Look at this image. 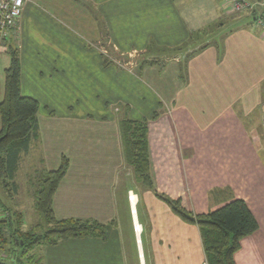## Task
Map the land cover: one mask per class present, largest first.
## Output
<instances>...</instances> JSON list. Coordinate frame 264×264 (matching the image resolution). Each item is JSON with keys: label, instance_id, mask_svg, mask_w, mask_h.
<instances>
[{"label": "crops", "instance_id": "1", "mask_svg": "<svg viewBox=\"0 0 264 264\" xmlns=\"http://www.w3.org/2000/svg\"><path fill=\"white\" fill-rule=\"evenodd\" d=\"M230 11L222 0L25 1L15 35L0 48V102L12 48L20 94L39 103L38 139L21 156L15 186L27 156L37 173L66 158L55 218L107 225L105 239L37 247L40 264H128L134 218L127 197L134 194L137 222L139 206L147 217L142 234L145 223L151 227L146 251L136 243L144 264H205L197 227L155 193L194 215L243 200L258 230L241 240L234 263L264 264V146L256 133L264 121V35L250 15ZM222 16L230 18L217 42L193 49L196 37L217 35ZM123 117L147 121L152 190L135 183L125 163Z\"/></svg>", "mask_w": 264, "mask_h": 264}, {"label": "trees", "instance_id": "2", "mask_svg": "<svg viewBox=\"0 0 264 264\" xmlns=\"http://www.w3.org/2000/svg\"><path fill=\"white\" fill-rule=\"evenodd\" d=\"M250 18L252 21V16ZM7 53L10 63L4 70L3 99L0 102V181L5 187L12 186L15 192L14 179L21 156L29 151L32 141L38 139L39 103L33 98L21 96L19 56L12 48ZM119 130L125 163L132 169L141 187L152 190L147 121L123 117L119 121ZM67 169L68 161L62 158L57 170L38 172L34 199L36 212L43 222V231H24L20 218L16 219L15 229L11 220L0 219V264H40L34 255L28 254L35 247H52L74 239H105V224L94 220L55 218L52 198ZM155 196L182 222L197 227L205 264H235L233 257L240 249L241 240L258 230L256 219L241 199L232 200L206 214L194 215L181 208L179 201H171L157 193ZM37 226L41 227V223Z\"/></svg>", "mask_w": 264, "mask_h": 264}, {"label": "rangeland", "instance_id": "3", "mask_svg": "<svg viewBox=\"0 0 264 264\" xmlns=\"http://www.w3.org/2000/svg\"><path fill=\"white\" fill-rule=\"evenodd\" d=\"M222 1L224 2V0H222ZM230 15L234 16L235 13L230 11L229 16ZM229 16L226 19H224V17L222 16V18H220V20H217L216 21L217 23L215 25H213V28L218 29L214 32L217 35L212 34V32L209 30L208 32H209V34H212L211 36L207 35V36L196 37V38H198V40L195 43H192L193 41L192 42L189 41L188 43L189 44L192 43L194 45L193 49H195V48L202 46V45L209 43V42H217L216 39L218 40L220 38L221 33H224V24L229 22V18H230ZM144 57L146 59H150L149 56L145 55ZM1 59H2V61H1ZM3 59H6V56H3V57L0 56V68H1L2 63L4 62ZM118 59H124V57L123 58L117 57L115 60H118ZM133 60H134V63H135V61H137V60H135V57L133 58ZM143 60L144 59H142V61ZM118 62H121V61L118 60ZM7 67H4V68L6 69ZM1 71H2V69H1ZM252 119H253V117L250 116L248 120L252 121ZM250 124H252V122H250ZM254 125H256V123H254ZM263 125H264V121H262V123H261V130L256 132L258 140L260 142V145H262V146H264V126ZM261 150L264 152V149H261ZM26 159L27 160H25V161L23 160L21 169H20V171L17 175V178H16L17 179L16 185H18L17 186L18 187L17 195H14V191L12 190V186L7 185L5 187L2 184V182L0 181V216H2L3 220H11L13 222V225H12L13 229H15L17 227L16 219L20 218L21 220H23V222L26 225V228H23L24 231H30V230L34 229L36 231V233H39V232L43 231V222L41 220L40 215H38V213L35 211L34 197H33L34 196L33 195L34 190L36 191L38 188V186H37V179H38L37 175H38V173L33 169V167H30V165L28 164V162L30 161L28 156L26 157ZM133 176H134V174H133ZM134 181H135V183L139 184L137 182V180L135 179V176H134ZM140 197H141L140 205L143 206V210H147V199H146L144 192L140 193ZM138 205H139V203H138ZM138 210H139L140 224L143 220H144V222H146L147 217H146L145 212H144V215L142 216V213L140 211V206L138 207ZM133 218H134V216H133ZM133 221L135 223V219H133ZM40 223H41V227L37 226ZM145 224L148 225L147 229H145L143 226L144 233L141 234V232H140V237H141V242H142L144 252L146 251L147 233L149 235L151 232V227H150L149 223L147 222ZM135 225H136V223H135ZM131 229H132V239H133V245H134V254L132 253V255H130V253L133 251V248L130 246V244L129 245L127 244L128 248H129V255H130V257L128 259V264H139L140 255L138 257V253H137V249H136V240H135V236L133 233V222H131ZM128 235L129 234L127 231L126 236H128ZM136 239L138 240L139 238H136ZM38 249L39 248L35 247L28 254L34 255L35 257H37ZM139 254H141V253L139 252Z\"/></svg>", "mask_w": 264, "mask_h": 264}, {"label": "built area", "instance_id": "4", "mask_svg": "<svg viewBox=\"0 0 264 264\" xmlns=\"http://www.w3.org/2000/svg\"><path fill=\"white\" fill-rule=\"evenodd\" d=\"M26 0H0V48L5 46L15 35L18 20L22 14ZM227 6L235 14H247L252 16V26L261 35H264V0H224ZM135 195H128L131 205ZM132 214V210L130 211ZM142 234V229H141ZM133 233L137 236V228L133 223Z\"/></svg>", "mask_w": 264, "mask_h": 264}, {"label": "bare ground", "instance_id": "5", "mask_svg": "<svg viewBox=\"0 0 264 264\" xmlns=\"http://www.w3.org/2000/svg\"><path fill=\"white\" fill-rule=\"evenodd\" d=\"M135 205H136V202H135V197H134V200H133V202H132V204H131V206H132V214H133V216H134V219H135V223H136V228H137V231H138V233H137V236H136V238H139L138 240H139V243H141V241H140V231H141V225L137 222V218H136V211H135ZM134 223V222H133ZM138 240H136V243H137V245H138ZM140 249H141V244H140ZM140 255V261L141 262H143V264H144V261H143V254L141 253V254H139Z\"/></svg>", "mask_w": 264, "mask_h": 264}]
</instances>
